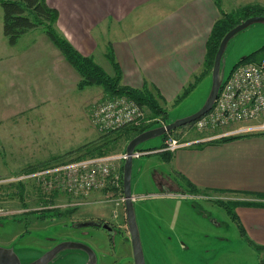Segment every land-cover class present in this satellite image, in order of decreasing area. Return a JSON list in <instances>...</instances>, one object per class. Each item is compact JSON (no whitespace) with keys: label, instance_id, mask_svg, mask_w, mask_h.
Listing matches in <instances>:
<instances>
[{"label":"crops","instance_id":"1","mask_svg":"<svg viewBox=\"0 0 264 264\" xmlns=\"http://www.w3.org/2000/svg\"><path fill=\"white\" fill-rule=\"evenodd\" d=\"M47 1L59 10L58 27L78 50L94 56L103 66L109 65L114 73L107 55L112 49L122 72L121 82L149 88L162 106L173 103L205 68L207 40L222 11L219 0ZM80 78V72L42 27L24 32L17 42L11 43L3 30L0 9V151L33 149L39 121L36 129L31 127L28 132L25 124L35 123L41 107L55 108L52 102L71 93L76 97L70 101L82 108V114L99 131L91 118V107L107 92L103 87L90 89L94 84L80 88ZM26 116L29 120H25ZM229 127L191 130L187 139L202 140L167 150L169 158L156 155L162 150L136 157L135 189L132 181L135 200L143 199L146 193L179 198L187 204L203 195L225 198L236 211L234 218L250 243L262 252L264 264V135L252 133L220 142H203ZM164 139L165 136L161 143L149 146H160ZM0 157L3 161V155ZM146 169L151 178L145 175ZM148 181L155 190L140 191L141 182L150 184ZM191 183L201 192L193 191ZM148 211L158 220L153 228L165 245L170 247L175 239L181 247H188L196 240L195 226L181 222L179 227L167 221L163 213ZM199 211L193 209L195 215H201ZM221 221L216 223L221 225ZM142 224L147 227L144 221ZM139 225L142 229L140 222ZM161 255L160 262L169 264L165 254ZM206 258L201 255V262L211 264Z\"/></svg>","mask_w":264,"mask_h":264},{"label":"rangeland","instance_id":"2","mask_svg":"<svg viewBox=\"0 0 264 264\" xmlns=\"http://www.w3.org/2000/svg\"><path fill=\"white\" fill-rule=\"evenodd\" d=\"M247 3L264 4V0H219L222 9L221 16L224 10L226 12L235 11ZM0 9H3L1 5ZM262 46H264V22H254L237 32L229 40L222 56L221 71L224 76L228 75L241 57ZM258 54H264V51ZM104 67L111 73L109 65H104ZM212 84L211 71L196 84L188 95L163 106L168 111L166 121L170 122L187 116L191 110L202 106L211 91ZM95 87L105 88L102 84H94L90 89ZM84 93L83 91L79 94ZM108 95L110 94L107 92L106 96ZM75 97L74 93L59 96L56 103L52 102L55 108L41 107L37 110L40 113L36 116L35 123L25 124V131L28 132L29 129H36V122L39 121L38 127L41 130L38 129L33 135L36 138L32 144L33 149L0 151V155L4 157L3 161L0 157V245L14 247L21 258L26 260L40 254L58 239L74 237L93 247L97 264H134V250L127 222L126 205L121 200L122 177L119 178V184H109L102 189L77 194L69 193L68 190L59 192L57 188L47 190L43 184L42 175L39 176L40 173H36L48 164L78 158L74 157L76 152L66 154L68 149L77 148L100 136L101 132L96 129L89 118L87 119L88 116L82 114V108L70 101ZM93 107L94 105L91 107V118ZM144 107L146 115L142 123H151L154 127L165 122L163 113H155L147 105ZM28 117L26 116L25 120H29ZM184 125L168 133L176 135ZM162 137V135L151 137L138 146L145 147L161 143ZM127 142L126 137L122 136L108 153L122 151ZM155 153L163 155L161 152ZM62 154L63 157L55 158ZM136 163L137 158L135 157L133 184L137 181ZM120 171L123 174L124 167L121 166ZM145 172V175L151 178L149 169ZM149 183L143 185L141 182L139 190H146V192L155 190V186L151 185L152 182ZM193 191L201 192L200 190ZM143 196H145L143 199L135 200V210L138 223H141V238L147 264L162 263L160 262L162 252L169 264H206L205 261L201 262V255L207 256L206 260L209 259L211 264H260L262 252L250 243L238 221L227 210L224 205L227 202L224 201L225 198H209L208 195H203L193 199L191 204H187L179 198ZM104 198H108V201ZM86 199L90 202H86ZM148 209L158 214L163 213L167 221L170 220L178 226L181 222L188 226H195V232L198 235L196 240L188 243V247H181L175 239L171 241L170 247L165 245L153 228L159 222L153 214L149 213ZM193 209L200 210L201 215H195ZM105 213L107 215H104ZM91 218L112 220L115 225V234L111 237L104 227L96 225L71 226L78 221ZM216 220L224 222L221 221L220 225L216 223ZM142 221L147 223L145 227L147 229L143 227ZM162 231L169 234L166 228H162ZM207 233L209 234L205 235ZM242 237L246 240L244 241ZM181 242L184 245L183 241ZM63 254L70 256L61 257ZM87 254L82 248H67L59 253L55 261L58 264H83Z\"/></svg>","mask_w":264,"mask_h":264},{"label":"built area","instance_id":"3","mask_svg":"<svg viewBox=\"0 0 264 264\" xmlns=\"http://www.w3.org/2000/svg\"><path fill=\"white\" fill-rule=\"evenodd\" d=\"M145 115L144 105L125 93L110 94L92 109V120L100 132L141 123ZM226 126H230L228 130L204 139L246 132L264 135V57L234 66L210 110L185 124L178 134L167 133L160 146L138 148L133 155L140 157L159 150H175L202 140L187 139L186 134L191 130ZM127 157L126 150L88 155L48 164L36 173L42 175L47 190L57 188L59 192L68 190L69 193L85 194L109 184H119V178L123 179L120 168ZM122 186L121 200L126 202L123 183ZM86 202L90 201L86 199Z\"/></svg>","mask_w":264,"mask_h":264},{"label":"trees","instance_id":"4","mask_svg":"<svg viewBox=\"0 0 264 264\" xmlns=\"http://www.w3.org/2000/svg\"><path fill=\"white\" fill-rule=\"evenodd\" d=\"M0 5L3 8V30L11 43L17 42L19 37L24 32L40 26L61 48L68 60L80 72L81 78L78 82V86L80 88L90 84H102L109 94H128L138 100L141 104L149 106L153 112L163 113L162 115L166 120L168 112L167 109L160 104L155 94L149 88H136L121 82L122 72L118 62L115 60L112 49L109 50L107 55L114 65L115 72L109 73L105 67L94 58V56L85 55L75 47L70 39L58 27L57 22L59 10L56 7L51 6L47 0H0ZM256 14H264V4L247 3L235 11L223 12V15L215 21L207 40L205 68L195 77L194 81L190 82L184 88L183 92L176 100H180L188 95L195 88L196 84L212 71L217 50L225 33L242 19ZM260 51H264V46L241 57L236 65L244 61L263 58L264 54H258ZM149 127H151V123L146 124L141 122V124H128L119 128L101 132L100 136L96 140L84 143L77 148L70 149L66 152V154L76 152V156L74 157H84L88 155L108 153L112 148H114L115 143L122 136H125L129 141L134 135ZM175 129L167 131L163 134V136H166L168 132H174ZM248 134L252 133L246 132L222 135L213 139H206V141L203 142H220ZM160 152L163 153L165 158H169L171 156L170 151L162 150ZM63 156L64 155L62 154L56 156L55 158H61ZM191 185L192 190H198L193 183H191ZM224 205L227 207V210L232 214V216L236 218V211L231 206H228L227 203ZM241 230L244 231L242 227ZM260 264H263L262 260Z\"/></svg>","mask_w":264,"mask_h":264},{"label":"water","instance_id":"5","mask_svg":"<svg viewBox=\"0 0 264 264\" xmlns=\"http://www.w3.org/2000/svg\"><path fill=\"white\" fill-rule=\"evenodd\" d=\"M264 22V14H256L251 15L245 19H242L239 23L234 25L230 28L223 38L221 39L219 48L217 50L214 64L212 68V75H213V84L211 91L203 103L198 109L194 110V112H190L187 116L178 118L173 121H166L160 125L149 127L140 133L134 135L126 145V152L128 153V157L124 162V171H123V185H124V194L126 197V214H127V222L130 229V233L132 236V243H133V250H134V258L135 264H147L146 258L144 255V248L141 238V231L136 215L135 210V195L132 188V174H133V163L135 156L133 153L138 148H145L139 147L138 145L154 136L165 134L167 131L175 129L181 125L187 124L192 122L196 118L200 117L202 114L207 112L213 106L216 97L220 91L221 85L226 78L221 71V61L223 53L227 47L229 40L241 29L247 27L248 25L254 22ZM229 74V73H228ZM154 146H147V147H156ZM79 225H100L102 221L96 219H88L83 220L78 223ZM105 226H111L108 222H104ZM112 229V228H110ZM66 248H82L87 251L89 254V264H97V257L96 252L93 247L83 240L78 239H63L56 243L51 248L45 250L41 255L33 259L32 261L28 262L27 264H46L49 261L53 260L57 254ZM0 264H23L22 258L20 254L16 251V249L12 246H4L0 245Z\"/></svg>","mask_w":264,"mask_h":264},{"label":"flooded vegetation","instance_id":"6","mask_svg":"<svg viewBox=\"0 0 264 264\" xmlns=\"http://www.w3.org/2000/svg\"><path fill=\"white\" fill-rule=\"evenodd\" d=\"M146 195H152L151 193H146ZM91 219H94V218H91ZM88 220V219H87ZM96 220H100V221H102V224H100V225H96V226H99V227H104L107 231H108V234L112 237V235H114L115 234V225H114V222L112 221V220H105V219H100V218H98V219H96ZM80 221H78L77 223H74L73 225H71L72 227L73 226H76V227H82V226H87V225H79L78 223H79ZM104 222H108L111 226H105L104 225ZM110 228H112V229H110ZM63 239H76V238H74V237H65V238H61V239H58L57 241H55L53 244H51L49 247H47L45 250H47V249H49V248H51L52 246H54L56 243H58L59 241H61V240H63ZM78 239V238H77ZM78 240H80V239H78ZM67 249V248H66ZM44 250V251H45ZM44 251H42L40 254H38V255H36V256H33V257H31L30 259H26V260H23L22 259V262H23V264H27L28 262H30V261H32L33 259H35L36 257H38L39 255H41ZM61 251H63V250H61ZM61 251L59 252V253H61ZM87 252V251H86ZM59 253L57 254V256L59 255ZM69 255V254H68ZM68 255L67 254H63L61 257H64V256H66V257H68ZM57 256L53 259V260H51V261H49L48 263H46V264H58L57 263V261H55L56 260V258H57ZM70 256V255H69ZM83 264H89V254H87L86 255V259H85V262L83 263ZM135 264V263H134Z\"/></svg>","mask_w":264,"mask_h":264}]
</instances>
